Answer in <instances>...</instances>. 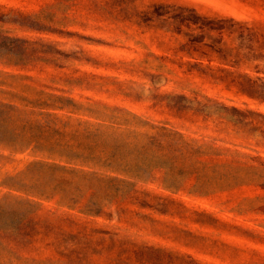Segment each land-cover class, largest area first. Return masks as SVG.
Instances as JSON below:
<instances>
[{
    "label": "rangeland",
    "instance_id": "374dc122",
    "mask_svg": "<svg viewBox=\"0 0 264 264\" xmlns=\"http://www.w3.org/2000/svg\"><path fill=\"white\" fill-rule=\"evenodd\" d=\"M0 264H264V0H0Z\"/></svg>",
    "mask_w": 264,
    "mask_h": 264
}]
</instances>
